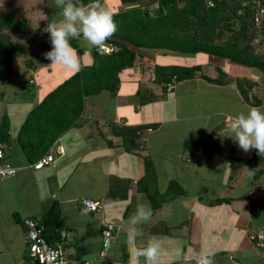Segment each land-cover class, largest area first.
Returning a JSON list of instances; mask_svg holds the SVG:
<instances>
[{
	"label": "crops",
	"instance_id": "1",
	"mask_svg": "<svg viewBox=\"0 0 264 264\" xmlns=\"http://www.w3.org/2000/svg\"><path fill=\"white\" fill-rule=\"evenodd\" d=\"M41 39L43 47L30 48L22 64L23 71L35 76L28 81L33 88L11 86L15 96H27L19 106L17 100L7 102L17 111L5 113L9 139L3 142L4 163L16 172L0 179V264H30L24 220L41 224L52 216L66 235L67 261L130 264L134 248L156 238L162 248L160 264H194V252L213 253V264H264V252L251 241L264 228V155L254 149L244 153L227 137L230 116L250 107L264 108L256 95L264 91V77L259 74L261 83L249 92L257 106L244 101L235 84L240 77L229 78L221 65H214V74L202 73L215 78L220 67L230 79L223 86L207 82L200 72L195 78L206 83L202 91L195 78L165 88L155 79L154 68L173 65L161 63L170 54L128 45L137 55L130 68L117 74L115 91L85 95L78 122L47 150L55 155L54 163L36 170L16 136L29 112L74 74L51 65L44 55L51 50L50 40ZM71 44L80 67L91 65L92 48L77 40ZM107 48L106 43L98 53ZM143 126L149 128L137 135L125 131ZM212 129L214 135L204 143ZM145 173L144 185L138 188ZM170 183L176 184L175 196L153 210L147 191L163 194ZM83 199L98 202V211L82 215ZM139 206L150 208L152 215L139 226L141 235L132 244L126 239L127 222ZM106 225L113 228L104 248Z\"/></svg>",
	"mask_w": 264,
	"mask_h": 264
},
{
	"label": "trees",
	"instance_id": "2",
	"mask_svg": "<svg viewBox=\"0 0 264 264\" xmlns=\"http://www.w3.org/2000/svg\"><path fill=\"white\" fill-rule=\"evenodd\" d=\"M211 1L213 6L208 5V0H120L123 7L111 12L117 31L106 42L107 50L100 54L98 48H92V64L81 66L79 71L48 93L29 112L16 136L26 159L32 164L36 163L62 132L78 122L85 95L89 92L98 94L104 89L115 91L119 81L117 74L130 68L137 55L128 45L137 49L162 50L170 55L205 54L258 70L264 77V38L261 34L264 14L259 25L254 21L258 11L264 10V0ZM79 2L87 5L91 0ZM16 12L0 11V26L13 33H23L28 23L16 16ZM9 42L8 36L0 37V85L10 75L5 66L15 54V48ZM115 47L118 49L114 50ZM216 70L217 76L211 78L202 73L201 65L173 64L156 66L154 75L165 88L171 86L172 82L193 79L200 72L199 76L211 84H227L230 80L227 74L220 67H216ZM235 84L244 101L258 105L249 97V92L256 86L255 82L240 77L236 78ZM147 128H128L125 131L132 130L137 135L139 130ZM214 132L212 129L203 142L207 143ZM122 136L125 141L129 133H122ZM8 139L9 119L3 114L0 118V140L6 142ZM146 167L145 164L147 171ZM148 173L142 179L147 178ZM175 188L176 184L170 183L163 194L156 189L147 191L151 208L155 210L160 202L174 197ZM178 191L182 195V190L178 188ZM56 219L52 216L43 219L41 224L36 220L42 236L51 245L60 240L62 231Z\"/></svg>",
	"mask_w": 264,
	"mask_h": 264
},
{
	"label": "clouds",
	"instance_id": "3",
	"mask_svg": "<svg viewBox=\"0 0 264 264\" xmlns=\"http://www.w3.org/2000/svg\"><path fill=\"white\" fill-rule=\"evenodd\" d=\"M55 7L60 9V19L48 23L44 32L48 33L51 50L45 58L51 65L58 66L69 72L80 70L79 54L71 44L72 40L82 42L89 48H103L106 42L117 31V24L111 11L105 9L101 0H91L85 5L79 0H54ZM229 138L244 153L256 150L264 155V110L250 107L229 118ZM87 210L82 213L86 215ZM151 209L145 206L136 208L128 219L126 239L135 244L141 235L140 225L151 219ZM162 254L158 239H151L145 247L134 248L130 256V264H160ZM213 253H193L194 264H213Z\"/></svg>",
	"mask_w": 264,
	"mask_h": 264
},
{
	"label": "rangeland",
	"instance_id": "4",
	"mask_svg": "<svg viewBox=\"0 0 264 264\" xmlns=\"http://www.w3.org/2000/svg\"><path fill=\"white\" fill-rule=\"evenodd\" d=\"M104 4L103 7L111 12H117L119 9H121L123 6L120 4V0H103ZM11 10H17L16 16L24 18L27 22V28L26 31L23 33H13L8 30H6L4 27L0 26V37H7L9 38V43L15 48V54L14 57L6 64L5 69L8 72H10V75L6 80L3 81V83L0 85V118L3 114L8 112L10 113L12 109L16 110L17 107L15 106H8V101H16L18 103H22L26 100L27 94L22 93L18 96H15L14 92L11 91L10 87H16L17 89L22 88H33V85H28V81L34 80L35 76L31 72H27L26 70H22V64L23 60L26 58L28 52L30 51V48L34 47V45H37L38 47L41 46L42 43L41 38H49L48 33L44 32V28H46L48 23H51L53 21H58L60 19V9L55 7L54 0H0V11H11ZM262 38H264V30L261 31ZM83 44V43H82ZM1 45V44H0ZM7 47V45H6ZM31 52V51H30ZM176 56V57H173ZM30 58L36 59L37 56H31ZM217 61H220L217 63ZM173 63L177 65H201L202 66V72H208L210 74H214L213 68H215L216 65L224 66L225 70L228 72L229 78H232L234 76L237 77H246L251 82H255V85H259L261 83L259 71L242 66V65H236L232 64L228 61L220 60L216 57L205 55V54H198V55H167L161 62L162 64ZM221 63V64H219ZM215 65V66H214ZM63 78V77H62ZM59 77V79H62ZM191 80V79H190ZM197 78H195V81ZM190 82V81H188ZM197 83V86L200 91L204 88L203 84L206 85L205 82H195ZM194 84V86H195ZM36 86V85H35ZM192 86V84L190 85ZM259 88V87H258ZM260 89V88H259ZM257 90L258 92H261L260 90ZM15 90V89H14ZM204 91V90H203ZM190 92L192 90L190 89ZM256 92V91H254ZM192 94H194L192 92ZM259 100L262 99V104L264 107V91L263 93H256ZM20 100V101H19ZM29 100V99H28ZM233 100V99H230ZM6 101V102H5ZM248 107V106H247ZM261 110H264V108H260ZM11 110V111H9ZM243 111H247L245 109H242ZM17 111V110H16ZM37 170V169H36ZM145 178L142 179V181L137 184L138 188H141V186L144 185ZM140 185V186H138ZM172 207V206H171ZM168 214H171L170 210L168 211ZM150 222V221H149ZM252 241V240H251ZM259 252H261V249L257 248Z\"/></svg>",
	"mask_w": 264,
	"mask_h": 264
},
{
	"label": "built area",
	"instance_id": "5",
	"mask_svg": "<svg viewBox=\"0 0 264 264\" xmlns=\"http://www.w3.org/2000/svg\"><path fill=\"white\" fill-rule=\"evenodd\" d=\"M208 5L213 6V1L208 0ZM263 14L264 10L260 9L255 16L254 21L257 25L260 24ZM54 161L55 155L52 151H50L34 163L32 168L41 169L46 165H52ZM15 172V168L4 163V143L0 140V179L12 177L15 175ZM81 204L87 211L90 212H95L99 209V203L89 199H83ZM24 225L26 227V237L29 241L28 260L30 264H82L78 261H67L64 258L63 247L66 245V235L64 232L61 233L60 240L51 245L47 243L42 236V230L36 221L24 220ZM112 228L113 227L111 225H106L105 229L102 231V244L104 248H106L109 244ZM252 240L255 245L264 252V228L258 230L252 237Z\"/></svg>",
	"mask_w": 264,
	"mask_h": 264
}]
</instances>
